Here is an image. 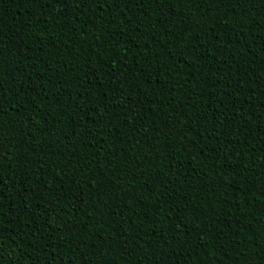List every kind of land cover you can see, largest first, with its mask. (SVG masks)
<instances>
[{"label": "trees", "instance_id": "obj_1", "mask_svg": "<svg viewBox=\"0 0 264 264\" xmlns=\"http://www.w3.org/2000/svg\"><path fill=\"white\" fill-rule=\"evenodd\" d=\"M0 264H264V0H0Z\"/></svg>", "mask_w": 264, "mask_h": 264}]
</instances>
